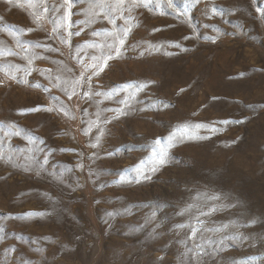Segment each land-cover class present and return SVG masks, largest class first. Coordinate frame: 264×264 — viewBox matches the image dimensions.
<instances>
[{
	"label": "rangeland",
	"instance_id": "rangeland-1",
	"mask_svg": "<svg viewBox=\"0 0 264 264\" xmlns=\"http://www.w3.org/2000/svg\"><path fill=\"white\" fill-rule=\"evenodd\" d=\"M63 262L264 264V0H0V264Z\"/></svg>",
	"mask_w": 264,
	"mask_h": 264
},
{
	"label": "bare ground",
	"instance_id": "bare-ground-1",
	"mask_svg": "<svg viewBox=\"0 0 264 264\" xmlns=\"http://www.w3.org/2000/svg\"><path fill=\"white\" fill-rule=\"evenodd\" d=\"M59 78H60V80L62 81V82H68V78H67V76L65 75V73H61L60 75H59ZM57 97H58V99H59V101L62 103V104H66L67 103V101H66V96L64 95V94H57ZM92 101V100H91ZM95 101V100H94ZM91 105H94L95 106V104H92L91 103ZM88 106H90V102L86 105V107H85V110H84V117H85V120L86 121H89L90 120V115L88 114ZM96 107H97V103H96ZM99 107V106H98ZM92 110V109H91ZM90 110V111H91ZM100 111V110H99ZM97 152H100V153H104V151H103V147L101 146V147H99V149H97ZM101 155V154H100ZM98 164V163H97ZM96 164V165H97ZM95 165V166H96ZM98 166H99V164H98ZM97 168H99V167H96V169ZM39 187L37 188V190L34 192V194H37V195H39ZM43 190V189H42ZM37 195H35V196H37ZM42 220V219H41ZM43 220H44V218H43ZM72 220H74V221H76V217L74 216V218L72 217ZM44 221H46L47 223H49V221H47L46 220V218H45V220ZM43 221H41V223H42ZM44 223V222H43ZM36 224V223H35ZM44 224H46V223H44ZM37 226V225H36ZM38 227V226H37ZM48 227V232H47V234H45L46 235V239L45 240H47V242H48V244L46 243V245L48 246L49 244H52V243H54V241H55V235H56V233H57V231L55 230V227L54 226H47ZM46 227L44 226V230H46L45 229ZM43 232V231H42ZM56 232V233H55ZM38 233V232H37ZM59 234V233H58ZM61 235H62V233H61ZM60 236V235H59ZM38 237V236H37ZM36 237V238H37ZM41 237V236H40ZM60 237H62V236H60ZM35 238V237H34ZM85 239H87V238H85ZM59 240V239H58ZM68 240H69V238H68ZM61 241V240H60ZM63 241V240H62ZM108 245V244H107ZM46 246V247H47ZM58 246H61V245H58ZM64 246V245H63ZM62 246V247H63ZM121 245L118 243V242H115V240H112L111 242H110V248L108 247V249L107 250H105V255H104V259H109L110 260V258H119V256L121 255L120 254V250H122V249H120L119 247H120ZM37 249V248H36ZM51 249H52V247H51ZM62 249V248H61ZM120 249V250H119ZM28 252V251H27ZM62 252V251H61ZM58 253V252H57ZM35 254V253H34ZM50 255V254H49ZM54 255V257H55V254H53ZM58 255V254H57ZM60 255V254H59ZM65 255V254H64ZM63 256V255H62ZM58 257V256H57ZM122 257V256H121ZM126 256H124V258H125ZM59 258V257H58ZM41 259V258H40ZM125 259H127V257L125 258ZM122 260V259H121ZM53 261V260H52ZM107 261V260H106ZM57 262V261H56ZM60 262V261H59ZM35 263V262H34ZM63 264H65L64 262H63ZM68 264V263H67ZM123 264V263H122Z\"/></svg>",
	"mask_w": 264,
	"mask_h": 264
},
{
	"label": "snow or ice",
	"instance_id": "snow-or-ice-1",
	"mask_svg": "<svg viewBox=\"0 0 264 264\" xmlns=\"http://www.w3.org/2000/svg\"><path fill=\"white\" fill-rule=\"evenodd\" d=\"M156 143L159 144L160 141L157 140ZM164 155H166V153L162 151V152L160 153L161 159L158 161V163H163V156H164ZM152 171H155V169H152ZM140 176H142L144 179H149V178H150V177H148V176H144V175H143V172H140ZM214 210H215V209H211L210 211H214Z\"/></svg>",
	"mask_w": 264,
	"mask_h": 264
}]
</instances>
